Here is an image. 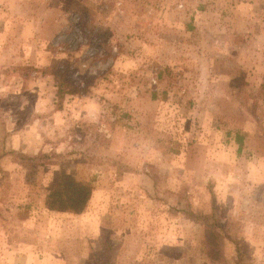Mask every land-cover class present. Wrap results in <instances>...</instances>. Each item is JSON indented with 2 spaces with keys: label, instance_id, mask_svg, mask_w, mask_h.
<instances>
[{
  "label": "rangeland",
  "instance_id": "1",
  "mask_svg": "<svg viewBox=\"0 0 264 264\" xmlns=\"http://www.w3.org/2000/svg\"><path fill=\"white\" fill-rule=\"evenodd\" d=\"M55 173L81 212L43 206ZM238 258L264 264V0H0V264Z\"/></svg>",
  "mask_w": 264,
  "mask_h": 264
},
{
  "label": "trees",
  "instance_id": "2",
  "mask_svg": "<svg viewBox=\"0 0 264 264\" xmlns=\"http://www.w3.org/2000/svg\"><path fill=\"white\" fill-rule=\"evenodd\" d=\"M58 75V74H57ZM61 79V76H59ZM63 81L60 80L57 84L56 93L62 94L67 91L65 87H62ZM69 93H76V88L71 87ZM236 142L238 147L241 143L240 136H236ZM20 158H27L32 160L33 156H23L18 154ZM93 192V187L90 181L74 180L69 175L63 173H55L43 198V206L46 209L54 211H66L70 213H79L83 207L87 205V200ZM16 214L23 218L27 215L25 205H18L16 208ZM204 252L207 255H214L216 257L217 250L215 244L212 242L209 232H205L203 241ZM233 264H241L239 258Z\"/></svg>",
  "mask_w": 264,
  "mask_h": 264
}]
</instances>
